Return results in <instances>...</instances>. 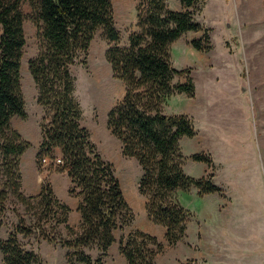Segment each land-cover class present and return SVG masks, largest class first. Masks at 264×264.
Returning <instances> with one entry per match:
<instances>
[{
    "label": "trees",
    "instance_id": "obj_1",
    "mask_svg": "<svg viewBox=\"0 0 264 264\" xmlns=\"http://www.w3.org/2000/svg\"><path fill=\"white\" fill-rule=\"evenodd\" d=\"M135 1V30L127 35L126 45L119 46L110 0H0V226L10 197L9 209L16 217L7 236L0 238L1 264H41L39 256L21 242L33 233L47 244L65 248L67 264H104L113 233L130 227L134 220L112 164L102 158L80 123L81 108L73 96L69 67L86 53L98 31L107 43L104 60L123 85L121 100L106 113L105 127L119 142L121 155L139 167L137 193L145 199L146 218L164 228L166 245L173 247L183 239L191 217L174 193L190 188L198 197L222 193L212 181L209 155L188 157L203 164L207 173L198 178L184 173L179 142L194 137L192 120L163 112L174 94L193 97L189 70L172 67L168 47L183 34L197 32L200 36L189 45L208 52V31L194 21L203 0H176L179 10L169 9L167 0ZM22 4L28 6L29 14H23ZM25 18L33 25L38 42L35 56L26 61L35 103L42 109L35 163L56 158L53 151L59 150L60 164L54 171L66 174L68 194L79 199L80 222L75 228L67 225L69 209L56 199L46 180L35 196L25 197L20 191L19 160L30 144L11 127L10 120L26 117L19 74ZM175 76L184 82L173 83ZM15 204L23 207L24 214ZM33 210L34 216L25 219ZM58 226L64 228L66 237L56 234ZM162 249L154 236L138 229L118 239V252L126 264H155Z\"/></svg>",
    "mask_w": 264,
    "mask_h": 264
},
{
    "label": "rangeland",
    "instance_id": "obj_2",
    "mask_svg": "<svg viewBox=\"0 0 264 264\" xmlns=\"http://www.w3.org/2000/svg\"><path fill=\"white\" fill-rule=\"evenodd\" d=\"M114 26L119 33V46L126 45L127 35L135 30V0H110ZM167 6L179 10L176 0H167ZM29 14L26 4L20 7ZM194 21L208 31L209 50L195 51L189 42L200 36L187 32L169 45L168 54L176 70L188 69L193 97L174 94L167 100L166 115L184 114L192 120L195 135L179 142L183 171L198 178L209 170L188 159L191 154H207L213 168V183L221 194L198 197L194 189L174 193V199L191 214L188 232L175 246L169 247L163 239L157 264H264V0H203ZM25 45L19 70L22 98H35L34 85L27 72L26 61L37 52L33 25L24 19ZM107 43L96 32L86 53L69 67L73 78V96L81 108L84 126L103 159L113 166L115 177L128 206L134 214V225L141 227L146 220L144 206L139 209L131 198H140L136 184L140 169L131 158L123 157L120 144L105 127L106 113L122 98L123 85L115 79L104 60ZM83 60L84 63H80ZM184 78L175 76L173 83ZM32 149L26 150L20 167L22 182L46 179L39 174L41 163L29 173L28 160ZM49 159V158H48ZM50 160V159H49ZM49 163L46 170H55ZM132 183V185H131ZM131 186V189H129ZM25 197L37 193H23ZM10 197L2 215L0 238L4 239L16 217L10 211ZM20 214L23 207L15 204ZM30 211L26 218L34 215ZM128 228L116 231V239ZM60 237L65 231L56 227ZM65 234V236H64ZM25 248L35 249L42 242L31 234L21 240ZM38 248V247H37ZM89 254L94 256V252ZM42 260L47 259L44 247L38 248ZM1 264V257H0Z\"/></svg>",
    "mask_w": 264,
    "mask_h": 264
},
{
    "label": "crops",
    "instance_id": "obj_3",
    "mask_svg": "<svg viewBox=\"0 0 264 264\" xmlns=\"http://www.w3.org/2000/svg\"><path fill=\"white\" fill-rule=\"evenodd\" d=\"M22 27H23V33H24V22H23ZM22 61L23 60L21 57L20 66H21ZM23 102H24V113L26 116L25 119H20L18 117H12L10 120V125L21 136L22 139L29 142L30 146L28 149H32V147L34 146L31 157L28 160V164H29L28 168H29V173H30V171L33 170V166H35L34 164L35 154L37 152L38 145L41 140L39 122L42 116V109L35 103V98H30L29 101H27L26 98H23ZM24 154L25 153L21 155L20 160H19V170L24 160L23 159ZM53 156L56 158L60 157V152L58 149H54ZM47 165L48 163L41 165L40 168L42 169V171L39 174H41L43 178H45L46 181L49 183L52 193L54 194L56 199L59 202L63 203L65 206H67V208L69 209V212L67 214V225L69 227L75 228L80 222V216L76 212V207L78 205L79 199L77 197H73L68 194L67 191L70 187V181L68 177L66 176V174L64 172H57V171H53L49 169L46 170ZM136 183L137 182H135V184ZM21 189L24 194L28 193L29 191H31L32 193H37L39 192V189H40L39 181L38 182L30 181V176H29V180L22 182V176H21ZM129 189H131V186ZM210 195H213V194H210ZM203 197H209V195H205ZM131 201L139 209L141 206L142 207L144 206L145 199L140 196V198L138 199L131 198ZM128 203H130V201L129 202L127 201V204ZM144 215H145V211H144ZM60 227L64 230L62 226ZM132 229H138L148 235L154 236L159 243L164 245L163 244L164 232H165L164 228L153 224L147 218L145 221H143L141 227L139 226L136 227L134 225V222H132L131 226L128 229V232ZM185 231L186 233L188 232L187 227ZM115 232L113 233L114 242L107 249L106 256L103 259L104 264H126L125 259L118 252V239H116ZM126 234H124V236ZM41 246L44 247V249L47 251V259H48L47 261L42 260L40 256L38 255V248ZM37 247L32 250L39 256L41 260V264H67L65 261V257H64L65 248H61L58 245L52 246L50 244H47L43 240L42 242H39ZM154 263L157 264V255L154 258Z\"/></svg>",
    "mask_w": 264,
    "mask_h": 264
},
{
    "label": "built area",
    "instance_id": "obj_4",
    "mask_svg": "<svg viewBox=\"0 0 264 264\" xmlns=\"http://www.w3.org/2000/svg\"><path fill=\"white\" fill-rule=\"evenodd\" d=\"M40 163L42 165L45 164V163H48V164L51 163L54 166H56V165H59L60 164V160H59V158H53V159L49 160L47 157H45V158H42L41 159Z\"/></svg>",
    "mask_w": 264,
    "mask_h": 264
}]
</instances>
